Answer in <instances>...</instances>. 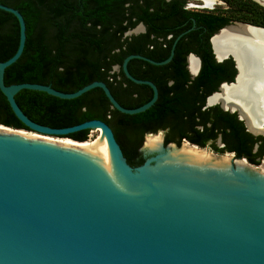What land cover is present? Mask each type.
I'll return each mask as SVG.
<instances>
[{
    "label": "water",
    "instance_id": "obj_1",
    "mask_svg": "<svg viewBox=\"0 0 264 264\" xmlns=\"http://www.w3.org/2000/svg\"><path fill=\"white\" fill-rule=\"evenodd\" d=\"M264 8V0H252ZM19 23V43L14 55L0 61V91L15 116L28 130L0 124V264H264V157L258 165L234 153L218 156L206 146L186 140L165 144L161 131L147 134L139 152L142 165H128L112 129L93 119L67 128H51L31 121L15 102L23 89L45 92L60 99H74L100 88L112 108L133 115L149 109L158 90L148 80L130 75L127 64L140 59L155 66L167 64L169 56L153 61L141 55L127 56L121 65L127 79L147 85L153 95L145 104L128 109L112 96L104 82L94 81L72 93L35 83L4 84L5 69L16 62L25 44L21 13L0 4ZM229 27L248 31L264 28L234 22ZM145 32L139 23L124 37ZM234 54L226 52L218 61ZM194 56L189 55V58ZM236 60V59H235ZM119 66H114L117 72ZM194 75V74H193ZM206 98L205 108L218 105L237 112L227 102ZM103 134L90 145L41 141L22 134L67 138L82 130ZM159 135L146 141V138ZM146 143V144H145ZM205 150L212 158L187 149ZM217 145L221 146L220 138ZM228 157L227 164L219 162Z\"/></svg>",
    "mask_w": 264,
    "mask_h": 264
},
{
    "label": "trees",
    "instance_id": "obj_2",
    "mask_svg": "<svg viewBox=\"0 0 264 264\" xmlns=\"http://www.w3.org/2000/svg\"><path fill=\"white\" fill-rule=\"evenodd\" d=\"M237 9L231 15L214 10H190L187 0H0L18 10L25 23V44L20 57L4 71V84L35 83L72 93L94 82L106 84L124 108L148 102L152 89L135 84L122 71L123 60L141 55L165 60L174 40L172 59L155 66L131 59V76L151 81L158 90L155 103L144 112L127 115L112 108L104 92L93 88L74 99H60L45 92L20 90L14 97L31 121L51 128H67L88 120H101L113 131L128 165L137 167L145 158L139 152L147 134L164 133L165 144L182 140L201 148L209 144L218 154L234 153L258 165L263 151H253L260 137L245 131L235 114L218 105L205 108L206 98L216 91L213 79L226 75L216 63L210 37L232 21L264 27V8L252 0H223ZM139 23L145 32L130 37L124 33ZM19 43L16 17L0 10V61L11 58ZM193 53L201 69L189 78L185 58ZM114 66H119L117 72ZM0 124L28 130L15 116L0 91ZM90 130L68 135L88 141ZM220 138L221 146L216 145Z\"/></svg>",
    "mask_w": 264,
    "mask_h": 264
},
{
    "label": "bare ground",
    "instance_id": "obj_3",
    "mask_svg": "<svg viewBox=\"0 0 264 264\" xmlns=\"http://www.w3.org/2000/svg\"><path fill=\"white\" fill-rule=\"evenodd\" d=\"M194 1H201L203 8L212 9L218 0ZM212 39V46L216 56L220 58L226 52H231L234 54L239 68L237 84L233 87H223L221 94L216 95L213 100L221 102L224 106L229 102L232 108H238L241 117L246 120V125L252 130L251 121H260L263 116L258 97L264 91V32L248 31L241 27H229L216 34ZM189 69L192 73L197 70V60L193 57L189 58ZM96 131L98 132L96 139L82 143H77L67 138H52L24 131H21V133L41 141L83 146L92 144L103 135L100 130ZM152 138L160 140L159 135H153L147 137L146 141ZM181 149L192 150L212 158L205 150H200L195 146L185 144ZM227 159L228 157L223 156L219 162L227 164Z\"/></svg>",
    "mask_w": 264,
    "mask_h": 264
},
{
    "label": "flooded vegetation",
    "instance_id": "obj_4",
    "mask_svg": "<svg viewBox=\"0 0 264 264\" xmlns=\"http://www.w3.org/2000/svg\"><path fill=\"white\" fill-rule=\"evenodd\" d=\"M187 1H189V0H187ZM187 6H188V3L186 4V8H187ZM205 9L206 10H211V9H207V8H205ZM234 22L245 23V22H241V21H232L229 24H232ZM245 24H249V23H245ZM249 25L254 26V27L264 28V27L256 26V25H252V24H249ZM212 41H213V39H212ZM209 42H210V40H209ZM210 46H211V43H210ZM190 54H192L194 56V58L197 60V70L194 73H192L190 71V69H189V55ZM213 58H214V61L216 63L223 64V66L225 67V69H227V74L225 76L224 75H220V76L216 77L215 79H213L212 85H215L216 84V91H218V88L220 87V85L222 83H227L229 85V87L235 86L237 84V82H238V76H239V68H238L237 61L232 56H229L227 59H224L222 61H218L217 58H216V56L213 54ZM185 65H186V70L188 72V75H189L190 80L191 79H194L199 74V72H200V69H201V59H200V57L196 56L195 54L189 53L186 56V58H185ZM216 91H214V92H216ZM258 101L260 103V109L262 110L263 116L261 117V120L260 121H257V120L255 122H252L251 121V123L253 125V127H252L253 129L252 130H250L248 128L252 132H259L258 135L254 136L252 133H250L247 130V128L244 125V121H242V120H240L238 118L237 112H234L232 114H235L236 117H237V119L243 123V126L245 128V131L248 134H250L253 137H260V140L257 143H255V145L253 147V151H257L258 149L262 150L263 151V155L261 157V159H262L264 157V91H263V93H260L259 94ZM243 110H244V108H243ZM245 122H246V120H245ZM218 139H217V141H218ZM217 141H216V145H217Z\"/></svg>",
    "mask_w": 264,
    "mask_h": 264
},
{
    "label": "rangeland",
    "instance_id": "obj_5",
    "mask_svg": "<svg viewBox=\"0 0 264 264\" xmlns=\"http://www.w3.org/2000/svg\"><path fill=\"white\" fill-rule=\"evenodd\" d=\"M202 5L203 4L201 3V1L189 0L187 8L190 10H199V11L204 10L205 11L206 9L203 8ZM211 10H214L215 12H218L224 15H231L233 12H237V9H235L233 5H231L229 2H224L223 0H218L215 6H213ZM160 134L164 135L163 132H161ZM97 137H98L97 131L95 130L90 131L89 136H88V141L96 139ZM52 138H56V137H52ZM206 149H208L210 152L215 153L214 151L211 150V148L209 147V144L206 145ZM217 155L221 156L223 154L217 153Z\"/></svg>",
    "mask_w": 264,
    "mask_h": 264
}]
</instances>
